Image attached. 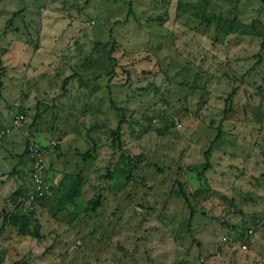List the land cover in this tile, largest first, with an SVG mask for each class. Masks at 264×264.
Listing matches in <instances>:
<instances>
[{
    "label": "rangeland",
    "instance_id": "1",
    "mask_svg": "<svg viewBox=\"0 0 264 264\" xmlns=\"http://www.w3.org/2000/svg\"><path fill=\"white\" fill-rule=\"evenodd\" d=\"M0 132V264H264V0H0Z\"/></svg>",
    "mask_w": 264,
    "mask_h": 264
},
{
    "label": "built area",
    "instance_id": "2",
    "mask_svg": "<svg viewBox=\"0 0 264 264\" xmlns=\"http://www.w3.org/2000/svg\"><path fill=\"white\" fill-rule=\"evenodd\" d=\"M2 135H4V133L3 132H0V136H2ZM43 188H44V186L43 185L41 186V184L38 181V183H37V191H40L41 192L43 190Z\"/></svg>",
    "mask_w": 264,
    "mask_h": 264
},
{
    "label": "trees",
    "instance_id": "3",
    "mask_svg": "<svg viewBox=\"0 0 264 264\" xmlns=\"http://www.w3.org/2000/svg\"><path fill=\"white\" fill-rule=\"evenodd\" d=\"M216 138H218V135L216 136ZM209 153H210V148L204 154L206 161H208ZM183 198L186 200V197L184 195H183Z\"/></svg>",
    "mask_w": 264,
    "mask_h": 264
}]
</instances>
